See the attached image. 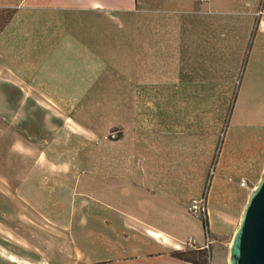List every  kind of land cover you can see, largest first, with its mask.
I'll return each mask as SVG.
<instances>
[{
  "label": "crops",
  "instance_id": "obj_1",
  "mask_svg": "<svg viewBox=\"0 0 264 264\" xmlns=\"http://www.w3.org/2000/svg\"><path fill=\"white\" fill-rule=\"evenodd\" d=\"M0 12L1 86L65 110L51 132L26 125L35 142L24 137L7 180L46 228L40 255L7 260L197 264L172 254L194 249L224 260L216 210L237 208L240 164L264 147V102L261 118L248 113L264 100V0H0ZM208 185L205 247L189 207Z\"/></svg>",
  "mask_w": 264,
  "mask_h": 264
},
{
  "label": "rangeland",
  "instance_id": "obj_2",
  "mask_svg": "<svg viewBox=\"0 0 264 264\" xmlns=\"http://www.w3.org/2000/svg\"><path fill=\"white\" fill-rule=\"evenodd\" d=\"M7 17L8 14L0 12V24ZM24 99L22 100L21 92L18 90L0 84V264H13L12 261L7 260V254L11 253L10 251L14 254L30 255V257H36L42 251L38 248L36 238L38 239L41 236L40 227L46 228V226L42 224L39 216L22 206L21 202L15 198V193L8 185L7 176L17 173L22 166L25 146H30V144L24 143V137H29V142L32 140L35 142L34 132L30 134L26 132V125H34L39 131L46 127V130L48 129L51 132L64 120L57 118V114L65 113V110L61 106L59 107L58 104L39 100L30 101L26 95ZM263 102L264 100L257 101L253 99L250 108H248V113L251 116L261 118L255 113L256 108L260 109ZM37 111L39 113L36 114ZM73 115L71 116L73 117ZM66 122L67 125H72L69 123L71 120L67 119ZM111 134L119 136L115 129H112L107 136L111 137ZM30 138H32L31 141ZM19 144L22 145L20 149H18ZM240 168L242 172L245 169L246 175L242 176V179L240 178V182L247 185V189L243 190L244 192H241V195L239 194L237 208L216 210L224 218L216 221L218 224H213L216 229V231L214 230L215 239L225 241L222 249L219 250L222 259L228 258L229 243L232 241L235 229L240 223L241 213L246 206L248 195L258 184L264 171V147L258 149L255 157L249 156L246 161L240 164ZM209 185L202 196L204 203L207 201ZM205 215L208 222V234L212 238L206 209ZM213 245L216 248L218 243L214 242ZM207 256V259H209L210 254L208 251ZM207 259L205 258V260Z\"/></svg>",
  "mask_w": 264,
  "mask_h": 264
},
{
  "label": "water",
  "instance_id": "obj_3",
  "mask_svg": "<svg viewBox=\"0 0 264 264\" xmlns=\"http://www.w3.org/2000/svg\"><path fill=\"white\" fill-rule=\"evenodd\" d=\"M228 251L229 264H264V171L248 195Z\"/></svg>",
  "mask_w": 264,
  "mask_h": 264
},
{
  "label": "trees",
  "instance_id": "obj_4",
  "mask_svg": "<svg viewBox=\"0 0 264 264\" xmlns=\"http://www.w3.org/2000/svg\"><path fill=\"white\" fill-rule=\"evenodd\" d=\"M201 216V215H200ZM202 221L204 225L205 232H208V222L206 215L204 217L202 216ZM177 258H180L181 260L193 262L197 264H207L205 258L207 256V251L205 249H194V250H185V251H175L172 253Z\"/></svg>",
  "mask_w": 264,
  "mask_h": 264
},
{
  "label": "built area",
  "instance_id": "obj_5",
  "mask_svg": "<svg viewBox=\"0 0 264 264\" xmlns=\"http://www.w3.org/2000/svg\"><path fill=\"white\" fill-rule=\"evenodd\" d=\"M205 207H206V205H205V203H204V201L203 200H194L193 202H192V204L190 205V207H189V210L190 211H194V212H197V213H199V216L201 215V216H204L205 215ZM195 239H193V238H189L188 240H186V243L188 244V245H194V243H195V241H194ZM212 240H211V238L209 237V234H208V232H205V247H208V245H209V243L211 242ZM207 264H229V262H228V259L226 258V259H224V260H222V261H220V262H218V263H214L213 261H211L210 259L208 260V263Z\"/></svg>",
  "mask_w": 264,
  "mask_h": 264
}]
</instances>
